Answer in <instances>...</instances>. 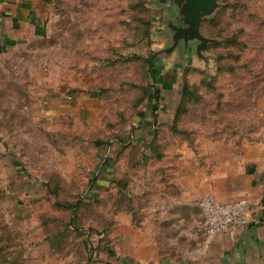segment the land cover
I'll return each mask as SVG.
<instances>
[{
	"label": "rangeland",
	"instance_id": "1",
	"mask_svg": "<svg viewBox=\"0 0 264 264\" xmlns=\"http://www.w3.org/2000/svg\"><path fill=\"white\" fill-rule=\"evenodd\" d=\"M16 1L37 3L9 38L0 25V264H223L197 226L149 225L140 171L160 178L175 139L208 177L250 147L257 176L238 186L263 217L250 264H264V0H215L200 54L159 57L171 13L158 0Z\"/></svg>",
	"mask_w": 264,
	"mask_h": 264
},
{
	"label": "crops",
	"instance_id": "2",
	"mask_svg": "<svg viewBox=\"0 0 264 264\" xmlns=\"http://www.w3.org/2000/svg\"><path fill=\"white\" fill-rule=\"evenodd\" d=\"M37 3H21L16 0H0V25L3 29L2 37H10L14 34V28L17 26L29 25L33 22V17H30L34 12V4ZM42 4V3H41ZM49 5L44 4V7L39 8L34 13L36 21L41 20L42 24L46 23L44 20L46 11ZM21 21H26L21 22ZM40 21V22H41ZM5 36V37H4ZM177 49V48H176ZM175 49V50H176ZM172 51L176 52V51ZM177 94H169L171 100H175ZM149 132V133H148ZM152 130H147L146 134H151ZM137 142L147 143L146 139H136ZM179 140L173 141V149L167 151L161 161H154L158 172L161 174L160 178H155L153 165L148 167L150 171L144 174L143 169L140 171L145 177L143 194L151 195V222L149 223L155 233L159 232L163 227L173 228L178 237L184 235L176 233V229L184 227L186 223L193 228L197 226L198 233L202 231L205 236L203 225V218L200 215L198 207L199 200L206 195H212L218 202L227 203L238 199H248L251 202L252 190L250 189V182L244 188H239L238 182L242 180L244 183L252 178H256L257 167H254L255 161L250 160V147H245L246 150L241 152L242 167L239 166V156L237 152H232L230 147V156L235 159H230L228 162L235 165L234 170L228 171L222 165L217 167L211 176H207L205 170H200L199 167L188 166L186 158L182 157L183 150L179 147ZM222 144V142H218ZM222 145H220L221 147ZM236 148V146L234 147ZM222 154V153H221ZM237 155V156H236ZM144 157L135 164H140ZM143 162V161H142ZM160 164V165H159ZM193 170V171H192ZM149 175V177H147ZM261 173L258 171V178ZM254 200V197H252ZM261 216H252L251 221L244 226L239 227L232 233H225L217 236L213 244H216V250L221 255L223 264H250V229H256L262 222L258 221ZM184 225V226H183ZM178 240V239H177ZM208 240V239H207ZM155 240L151 239L150 243ZM229 259L231 263L226 259ZM140 264H146L147 260L136 259ZM152 264H181L175 261H162L158 259L152 261ZM185 264V263H182Z\"/></svg>",
	"mask_w": 264,
	"mask_h": 264
},
{
	"label": "water",
	"instance_id": "3",
	"mask_svg": "<svg viewBox=\"0 0 264 264\" xmlns=\"http://www.w3.org/2000/svg\"><path fill=\"white\" fill-rule=\"evenodd\" d=\"M158 3L166 9V13H171L162 19L166 30L170 32V39L169 45L158 51L154 57H159L160 54L167 55L179 46H182L184 50L188 49V54L191 46L195 47L197 55L200 54L209 40L200 34L199 26L204 18L217 9V2L215 0H158Z\"/></svg>",
	"mask_w": 264,
	"mask_h": 264
},
{
	"label": "built area",
	"instance_id": "4",
	"mask_svg": "<svg viewBox=\"0 0 264 264\" xmlns=\"http://www.w3.org/2000/svg\"><path fill=\"white\" fill-rule=\"evenodd\" d=\"M198 207L203 215L205 235L210 240L232 233L252 219V208L248 199L222 203L212 195H206L199 200Z\"/></svg>",
	"mask_w": 264,
	"mask_h": 264
},
{
	"label": "trees",
	"instance_id": "5",
	"mask_svg": "<svg viewBox=\"0 0 264 264\" xmlns=\"http://www.w3.org/2000/svg\"><path fill=\"white\" fill-rule=\"evenodd\" d=\"M181 95L182 96H185L186 94L184 92H181ZM115 180V179H114ZM113 180V181H114ZM108 185L111 184V179H108L107 182H106ZM263 217H260V219H258V221H261ZM93 243V242H92Z\"/></svg>",
	"mask_w": 264,
	"mask_h": 264
}]
</instances>
